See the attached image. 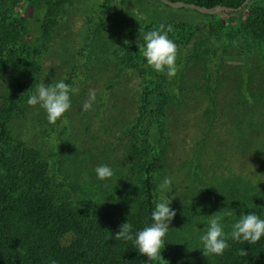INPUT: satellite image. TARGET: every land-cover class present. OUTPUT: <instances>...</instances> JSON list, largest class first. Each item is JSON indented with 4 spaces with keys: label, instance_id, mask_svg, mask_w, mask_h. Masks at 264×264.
Instances as JSON below:
<instances>
[{
    "label": "rangeland",
    "instance_id": "1",
    "mask_svg": "<svg viewBox=\"0 0 264 264\" xmlns=\"http://www.w3.org/2000/svg\"><path fill=\"white\" fill-rule=\"evenodd\" d=\"M104 1L67 0L62 5L44 45L37 84L67 76L84 82L66 113L61 150L64 166L72 164V157H83L90 165L102 162L126 176L124 146L136 118L138 89L145 80V74L127 62V47L136 43L146 25L147 4L165 7L157 0H113L109 10L100 12ZM11 2L0 0L3 9L10 8ZM17 4L18 10L23 4ZM168 10L171 18L178 19L191 13L188 9ZM218 15L198 22L197 27L181 24L190 33L194 48L205 51L206 59L195 58L192 51L184 53V63L171 79L159 108L165 164L157 184L165 176L170 178L171 208L176 211L161 250V264H173L165 257L172 245L181 246L189 261H209L211 256L203 255L199 236L206 230L208 216L217 211L225 217L226 232L241 211L264 216V89L257 83L255 88L240 86L241 62L234 55L236 50L223 49L218 54L210 44L213 35L220 43L228 41L225 27L231 23L230 15ZM248 68L242 67L241 72ZM109 84L112 88H107ZM90 92L101 106V120L98 110L81 111ZM261 93V100H256ZM40 120L36 115L22 126L15 121L14 127H21L24 141L44 152L53 167L59 151L42 133L46 126ZM159 195L156 192V200Z\"/></svg>",
    "mask_w": 264,
    "mask_h": 264
},
{
    "label": "trees",
    "instance_id": "2",
    "mask_svg": "<svg viewBox=\"0 0 264 264\" xmlns=\"http://www.w3.org/2000/svg\"><path fill=\"white\" fill-rule=\"evenodd\" d=\"M21 1L12 0L7 9L0 4V78L3 79L0 83V264H51L53 260L56 264H145L147 258L138 254L132 241L113 238L119 225L126 221L133 225L134 231L151 222L157 176L165 164L164 148L160 146L163 133L159 108L172 78L146 66L140 52L143 35L162 23L171 24L173 31L168 35L177 45L179 71L184 53L192 51L195 58L206 59L205 51L194 48L190 33H185L181 24L197 27L198 22L219 15L189 10L187 18H171L170 7L147 4L150 8L145 9L146 25L136 43L127 47V62L145 74L136 98V118L132 119L124 146L128 176L114 168L112 179L98 181L93 169L102 162L93 166L83 157L80 160L72 157L70 166L63 164L66 114L50 124L42 109L26 104L37 85L39 61L46 53L44 45L55 15L67 0ZM179 1L204 7L236 8L244 0ZM19 2L23 5L17 10ZM112 2L105 0L99 11L109 10ZM228 13L231 23L225 27L227 43H220L213 35L210 44L218 54L223 49L236 50L234 55L241 62L237 64L242 77L240 86L255 88L257 83L264 89V0H252L241 10ZM175 33L180 36L175 38ZM216 33L219 35L218 30ZM242 67L250 68L241 72ZM67 77L66 82L76 87L84 84L82 79ZM107 88H112V84ZM261 96L262 93L257 94L254 101ZM97 101L93 109L98 110L97 119L101 120L103 112ZM36 115L41 125L46 126L42 133L58 148L56 166L49 164L44 152L24 141L21 127H14L15 121L22 126ZM229 244L223 255H212L209 261H189L179 245L167 247L165 257L173 264H264V238L251 245L231 240ZM242 248L248 253L246 256L240 255ZM156 264H161L160 259Z\"/></svg>",
    "mask_w": 264,
    "mask_h": 264
},
{
    "label": "clouds",
    "instance_id": "3",
    "mask_svg": "<svg viewBox=\"0 0 264 264\" xmlns=\"http://www.w3.org/2000/svg\"><path fill=\"white\" fill-rule=\"evenodd\" d=\"M172 31L171 24H160L143 35L144 43L140 48L146 66L157 73H163L168 78L175 77L178 72L177 45L168 35ZM78 92L79 88L67 83L66 78L53 77L48 84L43 81L38 83L35 90L28 95L26 104L30 107L38 106L45 112L48 123L54 124L64 118L71 108L72 97ZM95 101V93L90 92L87 100L81 105V111L93 110ZM93 171L98 181L110 180L114 176V169L104 163L97 165ZM157 192L160 195L151 210L150 223H145L142 228L134 231L133 225L126 221L119 225L113 235L115 240L132 241L138 254L147 258L145 264H156L159 259H162L161 250L165 244V237L176 215L175 209L171 208L173 196L169 194L173 193V188L169 177L165 176L158 182ZM218 212L208 216L206 230L199 236L204 256L223 255L224 251L230 247L229 240L251 245L264 238V216L252 211L247 214L241 211L226 232L225 217L217 214ZM247 254L244 248L240 249L241 256ZM51 264H56V261H51Z\"/></svg>",
    "mask_w": 264,
    "mask_h": 264
},
{
    "label": "water",
    "instance_id": "4",
    "mask_svg": "<svg viewBox=\"0 0 264 264\" xmlns=\"http://www.w3.org/2000/svg\"><path fill=\"white\" fill-rule=\"evenodd\" d=\"M162 5L170 7L172 9H188L196 11L202 15H217L220 13H228V12H237L247 6L252 0H244L238 7H228V6H222V5H214L212 7H204V6H198L193 3H187L183 1H170V0H157Z\"/></svg>",
    "mask_w": 264,
    "mask_h": 264
}]
</instances>
